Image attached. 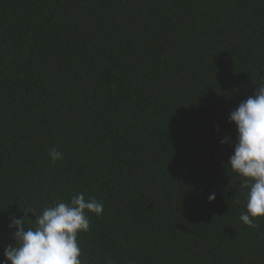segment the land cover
<instances>
[{"label": "trees", "instance_id": "obj_1", "mask_svg": "<svg viewBox=\"0 0 264 264\" xmlns=\"http://www.w3.org/2000/svg\"><path fill=\"white\" fill-rule=\"evenodd\" d=\"M261 83L264 0H0V260L83 192V264H264L220 144Z\"/></svg>", "mask_w": 264, "mask_h": 264}, {"label": "clouds", "instance_id": "obj_2", "mask_svg": "<svg viewBox=\"0 0 264 264\" xmlns=\"http://www.w3.org/2000/svg\"><path fill=\"white\" fill-rule=\"evenodd\" d=\"M228 123L235 126V139L224 136L220 140L222 146L232 147L224 167L241 180L246 211L241 213L240 221L257 227L256 219L264 217V83L229 113ZM48 156L53 164L64 158L55 147ZM215 198V193H211L208 202ZM24 213L20 218L10 217L8 228L14 243L4 245L0 264H83L78 234L89 231L87 213L102 215L103 204L95 197L86 199L79 192L67 202H53L42 210L29 205ZM28 213L35 216L34 222L28 219L34 227L25 226L23 218Z\"/></svg>", "mask_w": 264, "mask_h": 264}]
</instances>
